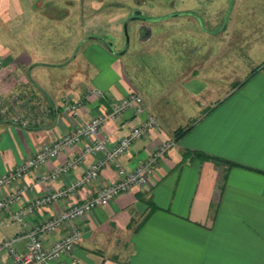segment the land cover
<instances>
[{"label": "crops", "instance_id": "0c3cea01", "mask_svg": "<svg viewBox=\"0 0 264 264\" xmlns=\"http://www.w3.org/2000/svg\"><path fill=\"white\" fill-rule=\"evenodd\" d=\"M26 3L27 0H0V177L23 164L40 146L73 131L90 117L108 112L127 92H139L120 58L112 59L109 54L108 60L105 53L98 52L99 63L85 55L79 67L59 63L54 57L64 58V47L37 45V30H31L28 23L38 21V16L26 13ZM249 5L242 19L257 23L251 32L259 30L257 38L263 39L248 43L245 52L249 56L244 63L248 73L244 78L236 83L233 70L230 76L227 71L222 78L226 82L230 79L233 86L219 99L217 87H203L219 86L217 70L204 75L206 67L199 61L177 75L163 103L144 97L146 114L134 117L127 110L119 118L108 120L99 134L109 137L110 143L123 138L147 114H153L158 125L150 128L146 137L134 141L115 165L100 168L98 178L76 195L34 209L26 218L27 227L13 223L11 212L25 208L40 195L65 189L99 161L101 154L84 155L69 173L42 183L40 174L48 175L64 162L81 156L89 143L82 140L39 170L27 172L18 182L2 187L0 198L19 188L25 190L19 202L0 213V240L15 238L16 252L24 253L25 235L31 226L59 213L68 201L82 202L104 184L116 181V167L133 170L163 143L172 141L148 185L118 194L108 205L92 209L78 222L82 232L73 253L49 264H67L71 260L75 264H264V67L246 80L252 69L264 62L254 57L264 50V12L258 14L253 2ZM234 10L228 22L236 20ZM147 27L153 31L154 27ZM231 45L228 40L226 50ZM201 49V45L191 47L195 56ZM215 53L211 61L217 58ZM47 56L54 62L44 60ZM73 56L71 63L78 57ZM56 67H61L58 75L53 72ZM93 89L102 90L106 97L98 100L90 96L88 91ZM63 95L83 101L75 118L64 110ZM215 96V103L209 104ZM31 98L38 102L32 105L28 102ZM24 120L25 126L20 124ZM185 127H189L188 132L173 141L176 130ZM192 152L220 158L231 165L201 160ZM61 233L46 236L45 247ZM0 264H11L7 254L1 257Z\"/></svg>", "mask_w": 264, "mask_h": 264}, {"label": "rangeland", "instance_id": "374dc122", "mask_svg": "<svg viewBox=\"0 0 264 264\" xmlns=\"http://www.w3.org/2000/svg\"><path fill=\"white\" fill-rule=\"evenodd\" d=\"M27 2L28 4L23 7L26 13L38 16V21L28 23L29 27H32L31 30H37L35 33L38 36L35 37L37 45L48 48L50 45L56 49L64 47L65 57L60 55L54 57L59 59V63H70L79 67L85 55L92 62L99 63L98 52L105 53L108 60L120 58L128 75H132L133 81L139 87V92L135 93L140 94L143 100L144 97L148 99L154 97L160 100L159 104L164 102L166 91L175 83L177 75L181 76L183 69L199 61L206 67L204 75L214 74L217 70L219 86L204 84L203 87L205 89L217 87V96L219 99L222 98L233 86L230 79L226 82L222 77L226 76L227 71L230 76L233 70L232 78L236 83L244 78L248 73L244 64L249 56L245 52L249 47L248 43L251 40L263 39L257 38L259 30L251 32L256 30L254 26L257 23L244 21L242 16L244 10L249 9L250 2L255 4L254 10L259 9L257 13L262 14L264 0H27ZM136 8L145 15L165 17V22L159 21L160 24L155 25L153 31L141 43L136 38V32L128 30L132 45L121 57L114 52H108L89 38L101 36L107 41H112L118 53L123 45L119 31L122 19ZM233 10L237 14L236 20L228 22ZM245 29L248 30L244 32ZM248 34L249 38L246 37ZM228 40L232 45L226 50ZM31 42L34 43L33 38H30ZM194 45L202 46V52L197 56L191 51ZM88 46L94 48L89 49ZM210 47L213 49L209 52L207 49ZM205 51L207 52L204 53ZM215 51L218 53L217 58L211 61ZM108 54L111 58L107 56ZM73 55L79 58L75 57L76 60L71 63ZM254 57L257 60L264 59V50L254 54ZM44 60L54 62L48 56ZM208 62L211 67L206 64ZM55 69L53 72L58 75L61 67ZM66 75L68 72L63 76ZM217 96L209 101V104H214ZM28 102L35 105L38 100L34 101V98H31ZM42 104L46 105L44 102Z\"/></svg>", "mask_w": 264, "mask_h": 264}, {"label": "built area", "instance_id": "2783aa9c", "mask_svg": "<svg viewBox=\"0 0 264 264\" xmlns=\"http://www.w3.org/2000/svg\"><path fill=\"white\" fill-rule=\"evenodd\" d=\"M2 61L0 60V66ZM90 96L100 100L104 99L105 93L102 90L93 89L88 91ZM16 101V97H12ZM144 100L140 94L135 92H127L124 98L115 101L108 112H101V114L90 117L86 123L78 124L73 131L64 133L61 137L52 140L50 144L42 145L38 148L36 153L31 157H27L23 164L15 166L14 168L1 174L0 177V190L2 187H8L14 182H18L24 177L27 172L32 170H39L43 167L47 161L52 158L58 157V155L64 151V149L80 143L82 140H88L89 143L84 146L81 156L72 158L63 165L52 169L48 175H41L40 180L42 183H49L52 180L69 173L74 169L81 157L84 155L101 154L99 161L92 163L89 169H86L82 176L72 183H70L65 189L61 191H53L45 195L33 199L23 209H16L11 212V220L18 225L26 226V218L29 214H32L34 209L46 207L52 205L53 202H57L60 199L76 195L80 189L86 187L92 180L98 178L100 168L108 165H115L118 162V158L128 152L131 144L134 141L144 138L148 135V131L152 127H157L158 122L154 118L153 114H147L140 120L139 124L127 131V134L119 141L110 143L109 137L103 135L100 136L99 132L103 125L108 120L119 118L127 110H129L134 117L146 114V107L143 104ZM61 104L66 110V113L75 118L79 114V108L83 105V101L72 100L68 96H62ZM22 125H26V120L21 121ZM172 141L163 143L161 147L154 150L146 161L141 162L140 165L133 170H125L120 167H116L118 178L116 181L110 184H104L97 193L84 199L82 202L73 203L68 201L66 206L62 208L59 213H56L49 217L46 221L30 227L25 235L27 244L24 247V253L16 252L14 243L17 241L15 238L0 240V259L4 254L10 259L11 264H49L56 261V259L62 256H68L74 251L75 245L80 240L82 232L81 225L78 223L80 219L86 218L92 209L102 207L111 203L118 194L129 192V190L148 185V179H150L155 172V166L158 165V161L163 158L167 149L172 145ZM24 188L16 189L15 192L2 196L0 198V213L3 210L11 209L16 202H19L20 196L23 195ZM59 236L51 243L50 246L45 247L44 239L46 236H52L56 232ZM67 264H75L72 260Z\"/></svg>", "mask_w": 264, "mask_h": 264}, {"label": "flooded vegetation", "instance_id": "af4514ba", "mask_svg": "<svg viewBox=\"0 0 264 264\" xmlns=\"http://www.w3.org/2000/svg\"><path fill=\"white\" fill-rule=\"evenodd\" d=\"M168 16V15H166ZM165 17L156 18L152 17L151 14L145 15L142 11L138 10L136 8L131 14L124 16L122 19L121 27L119 28V31H121V37H122V47L121 50L116 53L114 44H112V41H107L104 38H101V36H90L89 38L93 40L97 45H100L102 48L106 49L108 52H114L115 55H120L118 57H121L126 52L129 51V47L132 45V41H130V32L128 30L132 29L136 32V38L141 43L145 38H147L151 32L149 27H154L155 24L159 23V21L164 20ZM127 32V35L125 34V31ZM133 38V37H132ZM101 41L104 42V45H101ZM92 47V46H89Z\"/></svg>", "mask_w": 264, "mask_h": 264}, {"label": "trees", "instance_id": "16d2710c", "mask_svg": "<svg viewBox=\"0 0 264 264\" xmlns=\"http://www.w3.org/2000/svg\"><path fill=\"white\" fill-rule=\"evenodd\" d=\"M264 67V62L263 63H261V65H259L258 67H256V68H253L252 69V71L246 76V80L248 79V78H250V76H252V74L253 73H257L261 68H263ZM188 129H189V127H185V128H182V129H180V128H178V130H176V132H175V134H174V140L173 141H177L180 137H182L186 132H188ZM187 153H185L184 155H186ZM192 154H194V156H196L197 158H199V159H201V160H205V159H207V160H212L213 162H215L216 164H218L219 162L220 163H227V165L228 166H230L231 165V162L230 163H228V162H226V161H222V160H220V158H211V157H208V155H201V154H199V153H194V152H192Z\"/></svg>", "mask_w": 264, "mask_h": 264}, {"label": "water", "instance_id": "95a60500", "mask_svg": "<svg viewBox=\"0 0 264 264\" xmlns=\"http://www.w3.org/2000/svg\"><path fill=\"white\" fill-rule=\"evenodd\" d=\"M124 31H125V29H124ZM125 34L127 35V32H126V31H125ZM104 44H105V43L101 41V45H104Z\"/></svg>", "mask_w": 264, "mask_h": 264}]
</instances>
